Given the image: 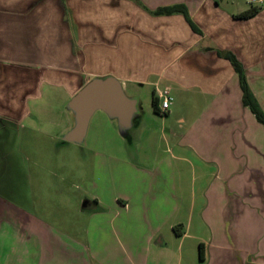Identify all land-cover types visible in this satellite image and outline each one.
<instances>
[{
  "label": "crops",
  "instance_id": "0c3cea01",
  "mask_svg": "<svg viewBox=\"0 0 264 264\" xmlns=\"http://www.w3.org/2000/svg\"><path fill=\"white\" fill-rule=\"evenodd\" d=\"M174 4L184 6L196 31L181 13L153 12ZM250 6L258 7L254 15L236 17ZM218 51L231 52L241 63L247 86L264 113V0H0L2 155L21 156L23 145L41 143L43 154L46 144H55L60 154L69 143L61 136L72 124L67 100L91 77L111 75L137 100L141 87L148 86L150 105L157 90L168 87L170 94L174 90L163 115L175 113L173 102L186 108V114L193 110V117L181 112L178 128L170 125L174 144L201 146L197 152L201 161L217 162L219 177L200 187V203H195L197 187L191 175L190 198L180 206L179 190L184 187L173 168L151 170L154 179L151 171L148 178L144 171L137 187L124 186L121 194H111L114 201L103 202L98 188H93L97 157H111L113 145L119 146L117 161L130 166L135 175L141 159L130 156L126 140L130 142L132 133L138 139L144 131L147 136L150 110H140L127 135L117 132L108 118L101 120L94 124L98 137L88 143L89 120L73 162L75 172L88 178L91 187H74L68 202L78 213H87L100 258L94 264H120V259L122 264H148L151 245L164 246L160 226L165 223L177 248L170 264H264V124L242 104L237 74ZM6 145L10 148L3 153L1 146ZM26 155L36 157L29 148ZM180 158L189 162L185 156L176 157ZM18 189L11 187L10 197L0 200V221L11 225L10 236L33 238L41 255L53 251L63 236L76 235L72 228L58 236L40 227V222L50 224L33 216L30 192L17 201ZM63 194L59 191L57 198ZM180 209L188 210L186 219L173 222ZM195 209L198 215L192 223ZM109 238L118 246L116 259L103 244ZM189 238L194 249L188 254ZM4 254L13 258L12 249Z\"/></svg>",
  "mask_w": 264,
  "mask_h": 264
},
{
  "label": "rangeland",
  "instance_id": "374dc122",
  "mask_svg": "<svg viewBox=\"0 0 264 264\" xmlns=\"http://www.w3.org/2000/svg\"><path fill=\"white\" fill-rule=\"evenodd\" d=\"M150 93L151 89L148 86L141 87L138 91V111L133 114L131 120V124H133L134 121L138 119V114L141 109L144 108L146 111L150 110L147 113L149 118L146 119L151 125H149L151 127L149 129L150 131L146 137V131H144V136L142 134L139 139L135 137V133H132L130 135V142L128 143V140H126L130 156L134 158V156L137 155V157L141 159V161L138 162V167L136 166L135 169L131 167V171L133 169L135 175L130 172V166L119 160L117 161L116 157H119L121 152L119 146L113 145V150L115 151L111 153V157L105 155H99L97 157L98 173H96L97 176L93 177L95 180L93 188H98L96 191L99 192L103 202H111L114 201L111 195L114 191L121 194L124 186L128 187L129 185L130 188L137 187L138 179L141 175H144V171L148 178L151 170H172L173 168V170L177 172L180 187H184L182 190H179L180 206L182 207L188 203L190 198L188 193L191 175L194 177L195 186L197 187L195 203H200V200H202V197L199 196L200 187L213 179V183H215V180L219 177V173L215 168L217 162H202L199 156L200 153H197L199 152V147L202 148L201 146L189 145L186 147L183 145H175L174 138L168 133L170 125L178 128L177 118L181 115V112H183V115L186 117H193V110L188 111L186 114V108L183 109L177 104V102H173L175 103V113L170 115V117L167 118V114H153L150 105ZM171 94H174V90H171ZM177 98H180L179 95H177ZM174 99H176V97ZM149 112H152V114ZM107 118L108 117H106L101 111L94 112L90 119L91 127L89 134L85 139L86 142L89 143V140L92 137H98L99 133L93 131L94 124H98L104 119L108 120L109 118ZM109 120L115 124L113 119ZM131 128L132 127L122 129L121 132L124 135H127L131 132ZM160 130L163 132L162 135L160 134ZM177 131H179V129ZM133 136L135 139L132 141ZM124 137L127 138V136ZM133 142L135 144L137 142V151L135 149L136 145L134 147ZM42 144L43 143L38 146L34 144L32 146H27L26 144L23 145L22 149L24 150L22 151L25 154L21 152V156L12 157L11 155L6 156L0 153V200H3V198L6 200L5 195L10 197L11 187L19 188L20 196L16 193L17 201L18 199L20 201L23 200L22 197H24L25 191H27V193L30 192L29 197L30 199H33L34 205L32 209H30L33 216L42 219V222L46 224H50L46 226L40 222V227L50 230L58 236H63L67 233L66 231L68 229L70 230L72 228L76 230V235L74 234L69 238L63 236L65 239L56 242L53 251L48 249L44 253L43 251L40 252L41 255H39L38 251H40V248L36 245V241L33 240V238L32 240H27L22 234H19L17 235L18 239L14 236L16 235L15 233L13 237L10 236L12 234V227L7 224L6 220H2L0 221V253H2V255L0 254V263L10 264V261L12 260V264H94L96 259L100 261V258L96 257L97 252L91 241V223L87 224V213L86 211L78 213V209L76 210V208L71 207V204L68 202L69 196L73 195L74 191H76L74 187H91L88 178H84L81 173L75 172L73 159L75 152L79 149V145L78 143L69 142L65 145L63 150H61V153L57 154L59 152V147L57 148V146H54L55 144H52L51 146L46 144V152L43 154L44 149L43 146H41ZM36 147L37 151H35ZM107 147L110 150L111 146L108 145ZM1 148L4 153L3 149L9 150L10 146H1ZM28 148L30 152H35L36 154V157L32 155V160L30 156L28 157L26 155ZM41 154H43L42 157H44V159L41 158ZM178 155L187 157L189 162H187L186 159H176ZM113 156H115V159H113ZM124 156L122 157L124 158ZM198 156L199 158H197ZM124 160H126V158H124ZM107 164H110V170L105 169V167H108ZM155 174L156 173H152L151 171L153 179L155 178ZM28 182L30 185L28 189H26ZM59 191L65 192V194L61 196V199L57 198ZM187 212L188 210H178L172 221L185 220ZM196 215H198V209L193 210L191 220H193ZM193 222L194 220L192 223ZM80 228H82V232L78 233ZM191 228H193L192 225ZM14 231H16V229H14ZM27 234H29L28 231ZM160 234L164 246L159 247V245H151L147 252L148 264H161V262H164V264H170L171 260L174 261L176 258L177 248L175 244L171 242L173 240V235L168 223L160 226ZM188 241H191V243H188ZM193 242L194 240L190 238L186 240V253L189 254V251L192 252V249H194V245L192 246ZM103 244L110 246L107 252L110 253V256H112L113 259H116V257L120 255V253H118L116 242H112L110 238L104 240ZM9 247L13 250V258H11V256H5L4 254L10 252ZM183 249L184 247L182 248V253ZM49 254L51 257H49ZM29 255L33 256L27 258ZM124 262V259H122V262L120 259V264Z\"/></svg>",
  "mask_w": 264,
  "mask_h": 264
},
{
  "label": "water",
  "instance_id": "95a60500",
  "mask_svg": "<svg viewBox=\"0 0 264 264\" xmlns=\"http://www.w3.org/2000/svg\"><path fill=\"white\" fill-rule=\"evenodd\" d=\"M65 107L70 113L72 124L63 132L65 142H82L88 122L95 111H101L115 121L118 132L130 127L137 110V99L128 96L121 82L114 76H94L79 87L67 100ZM83 208H89L86 204Z\"/></svg>",
  "mask_w": 264,
  "mask_h": 264
},
{
  "label": "trees",
  "instance_id": "16d2710c",
  "mask_svg": "<svg viewBox=\"0 0 264 264\" xmlns=\"http://www.w3.org/2000/svg\"><path fill=\"white\" fill-rule=\"evenodd\" d=\"M258 10V7L256 6H250L248 9L240 12L239 14L236 15V17L239 18H248L256 13ZM155 14H170L174 12L181 13L190 27L196 31L197 28L194 26V24L190 21L189 17L187 16L186 10L183 5L181 4H174L170 6H163V7H158L153 11ZM218 54L227 59L232 66L234 72L237 74L238 77V83L239 87L241 90V102L243 105L247 106L250 112L253 114L254 118L261 124H264V113L260 109L256 99L254 96L251 94L246 80H245V75H244V69L241 65V63L236 59L234 54H232L229 51H218ZM151 106L152 110L154 113L157 114H164L165 112L159 111L157 107V99L156 96L152 95L151 97ZM174 232L178 233L176 228H173Z\"/></svg>",
  "mask_w": 264,
  "mask_h": 264
},
{
  "label": "built area",
  "instance_id": "2783aa9c",
  "mask_svg": "<svg viewBox=\"0 0 264 264\" xmlns=\"http://www.w3.org/2000/svg\"><path fill=\"white\" fill-rule=\"evenodd\" d=\"M155 96L157 99L159 111L166 112L172 102V95L170 94L169 88L164 87L162 89L157 90Z\"/></svg>",
  "mask_w": 264,
  "mask_h": 264
}]
</instances>
